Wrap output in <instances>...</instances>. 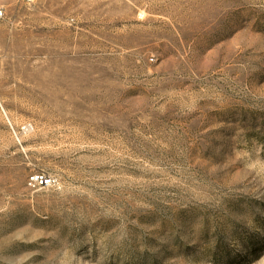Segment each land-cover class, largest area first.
<instances>
[{"label":"rangeland","instance_id":"rangeland-1","mask_svg":"<svg viewBox=\"0 0 264 264\" xmlns=\"http://www.w3.org/2000/svg\"><path fill=\"white\" fill-rule=\"evenodd\" d=\"M0 3V264H264V0Z\"/></svg>","mask_w":264,"mask_h":264},{"label":"built area","instance_id":"built-area-1","mask_svg":"<svg viewBox=\"0 0 264 264\" xmlns=\"http://www.w3.org/2000/svg\"><path fill=\"white\" fill-rule=\"evenodd\" d=\"M1 1V0H0ZM22 2L26 3V4H31L33 3L35 0H21ZM5 18V8L3 5H1L0 3V21H2L3 19ZM38 180L39 181H43V182H49V181H46V179L44 177H38Z\"/></svg>","mask_w":264,"mask_h":264}]
</instances>
